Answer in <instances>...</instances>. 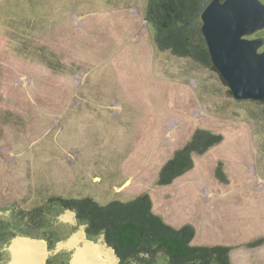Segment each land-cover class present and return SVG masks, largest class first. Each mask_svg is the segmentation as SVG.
I'll list each match as a JSON object with an SVG mask.
<instances>
[{
	"label": "rangeland",
	"instance_id": "obj_1",
	"mask_svg": "<svg viewBox=\"0 0 264 264\" xmlns=\"http://www.w3.org/2000/svg\"><path fill=\"white\" fill-rule=\"evenodd\" d=\"M146 5L0 0V208L9 212L0 219L53 197L106 205L147 194L164 222L194 227V244L231 247L230 264H264L262 106L235 101L216 72L159 52ZM198 129L221 143L158 186L160 168ZM219 163L225 183L214 176ZM67 213L74 223L58 220ZM46 223L62 240L84 230L58 207ZM54 256L69 262L65 252L46 259Z\"/></svg>",
	"mask_w": 264,
	"mask_h": 264
},
{
	"label": "trees",
	"instance_id": "obj_2",
	"mask_svg": "<svg viewBox=\"0 0 264 264\" xmlns=\"http://www.w3.org/2000/svg\"><path fill=\"white\" fill-rule=\"evenodd\" d=\"M211 1L147 0L144 20L154 32L155 48L215 72L201 33L200 20L201 13ZM3 44L0 39V53ZM256 103L262 106L264 116V101ZM221 141V135L195 130L190 140L160 168L156 184L170 185L192 169L193 156L203 155ZM214 176L219 182H226L221 163L217 165ZM51 207L72 212L77 224L84 226L87 240L96 241L102 236L106 247L113 251L117 264H156L161 255L165 257L166 264H230L231 247L191 245L194 227L186 224L174 228L164 222L152 212V203L147 194L128 202L112 201L106 205H99L91 196L53 197L41 207L17 209L11 213L9 220L0 219V250L11 239L21 236L41 239L46 243L47 250L51 251L62 240L57 231L47 228L46 209ZM41 230L42 234L37 235ZM261 242L246 246L255 247ZM57 260L58 257L54 256L46 259L45 264H57Z\"/></svg>",
	"mask_w": 264,
	"mask_h": 264
},
{
	"label": "water",
	"instance_id": "obj_3",
	"mask_svg": "<svg viewBox=\"0 0 264 264\" xmlns=\"http://www.w3.org/2000/svg\"><path fill=\"white\" fill-rule=\"evenodd\" d=\"M214 71L235 101H264V4L259 0H212L200 16Z\"/></svg>",
	"mask_w": 264,
	"mask_h": 264
},
{
	"label": "bare ground",
	"instance_id": "obj_4",
	"mask_svg": "<svg viewBox=\"0 0 264 264\" xmlns=\"http://www.w3.org/2000/svg\"><path fill=\"white\" fill-rule=\"evenodd\" d=\"M58 220L74 223L71 213L58 216ZM12 258L8 264H44L49 254L68 253V264H116L112 250L106 248L102 240L89 241L82 227L75 229L64 240L57 242L51 251L40 241L16 237L6 246Z\"/></svg>",
	"mask_w": 264,
	"mask_h": 264
},
{
	"label": "crops",
	"instance_id": "obj_5",
	"mask_svg": "<svg viewBox=\"0 0 264 264\" xmlns=\"http://www.w3.org/2000/svg\"><path fill=\"white\" fill-rule=\"evenodd\" d=\"M9 212H8V210H6V209H1L0 208V216H3V215H7ZM10 219V218H9ZM9 219H6V220H9ZM1 220H4L5 221V219H2L1 218ZM168 224V223H167ZM170 225V224H169ZM194 237H195V235H194ZM194 239V238H193ZM191 245H196V244H194L193 243V240H192V242H191ZM197 245H212V244H197ZM232 251V250H231ZM0 253L2 254V261L0 262V264H8L10 261H12V258L10 257V255L8 254V252L6 251V246L4 245L2 248H1V250H0ZM231 253V252H230ZM229 256H230V254H229ZM229 259H230V257H229ZM231 261V260H230Z\"/></svg>",
	"mask_w": 264,
	"mask_h": 264
}]
</instances>
